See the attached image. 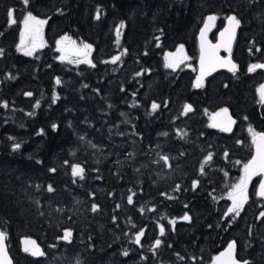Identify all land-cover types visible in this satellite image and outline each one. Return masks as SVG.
<instances>
[{
  "label": "trees",
  "instance_id": "trees-1",
  "mask_svg": "<svg viewBox=\"0 0 264 264\" xmlns=\"http://www.w3.org/2000/svg\"><path fill=\"white\" fill-rule=\"evenodd\" d=\"M29 12L45 23L42 44L25 55L18 40ZM209 13L212 39L229 14L240 20L237 67L197 88V34ZM63 37L91 45V63L60 57ZM181 45L189 64L166 67V52ZM0 50V228L13 264H213L232 238L238 258L264 264L258 177L239 215H225L251 131L264 130V70L249 71L264 59V0H0ZM226 107L230 132L210 124ZM24 235L43 256L22 249Z\"/></svg>",
  "mask_w": 264,
  "mask_h": 264
},
{
  "label": "snow or ice",
  "instance_id": "snow-or-ice-1",
  "mask_svg": "<svg viewBox=\"0 0 264 264\" xmlns=\"http://www.w3.org/2000/svg\"><path fill=\"white\" fill-rule=\"evenodd\" d=\"M24 4L27 5L29 3V0H23ZM13 11L12 9H9L8 12V16L10 19V22H14V15H13ZM97 19H99V13L97 14ZM216 19L215 16H208L206 18L205 21V27L201 29V37L203 38V35L208 27L209 22H213ZM228 22H229V26L228 28L225 29V32L221 33V36L223 37L225 35V33H227L228 39L226 41V46L229 47L231 46V40L235 35V30L236 28L240 25V20L237 19L236 16H229L228 18ZM45 23V21L43 20H38L35 16L32 15L31 12H29L25 18H24V24H25V31L27 32L28 35L35 37L36 35L39 34L40 30H41V26ZM123 27V22H121V24L119 26H117V33L119 34V30L120 28ZM24 32L21 33L22 36V40H21V45H23V36H24ZM59 43V42H58ZM21 45H18V48L21 47ZM220 45H217L215 47H219ZM26 50H25V55H32L33 51L35 50L36 44L33 42L31 44V46H25ZM183 49V45L179 46V48L177 49L178 52L182 51ZM91 50V45L89 44H84L82 48L77 49L76 50V55L78 57H84L85 59L83 61L77 60V62H86V63H91V61L87 60V56L89 54ZM249 51L251 52L252 49H249ZM256 51H260V48L257 47ZM0 52H2V50H0ZM120 59V56H113L111 58V62L115 63ZM219 63L221 67H225L228 66L229 64H231V69H235L236 65L232 64L230 60H225V61H221L219 57L215 56V52L213 51L211 53V55L206 56L204 53V49L202 46V54H201V58H200V65H201V75L200 77L197 78V82L195 83V87L199 88L202 86V79L203 76L207 74V72L205 71V65L206 63L211 65L212 63ZM181 63V60L179 58H174L172 60V62H169L166 64V67L172 68L175 70L176 67L179 66V64ZM256 68H264V64H255V65H251L249 67V71H253ZM136 75H140V73H137ZM60 80L59 78H57L56 83L60 84ZM260 92L261 95V101L264 102V85H261L260 89L258 90ZM26 96H31L32 93L31 92H26L25 93ZM56 99V97H54V100ZM5 107L7 106L6 103L4 105ZM38 106V103H37ZM159 107V105H157L155 102H153L152 104V109L156 110ZM191 111V105L185 104L184 105V113L186 114L187 112ZM222 113H227V109H221ZM216 116H219L220 113H216ZM232 123V121L228 120V122L224 125L223 130L224 131H228L229 129V125ZM217 124H213L212 127H217ZM53 128L56 127V125L52 126ZM260 139H261V143L257 144V156H254L253 159L251 161L248 162V164H246L244 166L245 168V173L246 175L244 177H242L241 179V183L239 185H237V189L240 190L241 195L238 197L236 196H230V198L232 199V206L228 208V211L225 213V215H228L229 213H235L236 215H239L241 208L243 207L244 202L246 201L247 197L243 195V188L246 186V182L247 179H249L251 177V175L255 174V171L257 169H259L260 171L264 172V134L260 135ZM254 143L256 142L255 139L253 141ZM20 147L19 144H14L13 148L14 149H18ZM227 155V153H226ZM212 154L209 153L208 157L205 158L204 163H207V161L209 159H211ZM161 159L164 161L165 164L169 163V157L167 156H163L161 157ZM67 163V162H66ZM51 171H55V169H51ZM201 172H203V165L201 166ZM72 175L75 176H80L81 178H83V169L79 166V165H72ZM197 181H193V188L196 187L197 185ZM48 191H54V189L52 188L51 185H49L48 187ZM260 196H264V182L261 183L260 186V191L258 193ZM128 202L131 204L133 202V196L130 195L128 197ZM93 211L96 210V205L94 204L93 206ZM264 217V211L260 212L259 216L257 217V219H260ZM184 220H189V216L187 214H185V216L182 218ZM163 227L161 226V234H163ZM142 235V231L141 233H138L136 236V241L139 243L140 241V236ZM72 236V233L70 230H65L63 236L61 237V239L65 240V241H70ZM4 241H5V233L0 232V264H11V261L7 258V253L5 250V246H4ZM26 244H31L33 245V249H31V254L33 256H43L44 252H42L38 246H35V242L34 241H25ZM161 244V241L159 239H157L155 241V244L153 245L154 248L158 247ZM234 244L230 243L228 246V255L229 258L231 259L232 256V250H233ZM24 251L28 252L30 251V249L28 247H25ZM127 253H125L126 255ZM221 255H224V253H222ZM77 264H79V262H77ZM232 264H236V262L233 260ZM243 264H248V261H244Z\"/></svg>",
  "mask_w": 264,
  "mask_h": 264
},
{
  "label": "water",
  "instance_id": "water-1",
  "mask_svg": "<svg viewBox=\"0 0 264 264\" xmlns=\"http://www.w3.org/2000/svg\"><path fill=\"white\" fill-rule=\"evenodd\" d=\"M233 15L234 14L231 13L227 16V18L229 16H233ZM208 16H215L216 17L215 13L207 14L202 25L200 26V28L198 30V34H197V41H198V58L197 59H198V63L200 64V58H201L202 46H203L204 53L206 56L211 55V53L214 51L215 56L219 57L221 61L230 60L232 64L236 65V62L233 60V58L231 56V51H232V46H233V43H234V40L236 37L238 27L235 30V35L231 40V46L229 49V47L226 46V41L228 39L227 33H225V35L223 37L221 36V33L225 32V29L228 28V26H229V22H228L227 18L224 20L222 27L216 32V37L214 40L210 38V32L215 27L217 17L213 22H209L208 27H207L204 35H203V38L201 37V29L205 27V21H206V18ZM217 45H220V46L215 47ZM259 64H264V59ZM219 69H227V70L233 71V69H231V64H229L228 66H225V67H221L219 63L214 62L211 65L206 63L205 71L207 72V74L204 75V77L212 74L213 72H215ZM262 69L264 70V68H262ZM200 72H201V65H200ZM262 85H264V80H263ZM224 109H227V113L220 112L219 116H215L212 119L211 125L217 124L218 126L216 128L221 130V131H224L223 127L228 122V120L230 118V120L232 121V123L229 125L230 130L224 131V132H230L232 130L234 124H235V117L232 115L229 108H224ZM261 134H264V130L258 131L254 134L253 141L255 139L256 142L254 143L252 141V153H251V156L248 158L246 164H248V162L251 161L254 156L258 155L257 144L261 143V139H260ZM259 173H264V172L257 169L255 171V174L251 175V177L249 179H247L246 183H248L256 174H259ZM0 232L5 233L2 229H0ZM28 240L34 241L35 246H38V248L43 252V248L38 243V241L34 237L26 236V235L20 237V244H21V247L23 250L25 249V247H28L30 249L29 253H31V249H33L34 246L31 244H26L25 241H28ZM230 243L234 244L231 259L229 258V255L227 252L228 246ZM4 246H5V250L7 253V258L11 261V264H13L12 256L10 255V252L8 250V245H7V241H6V234H5ZM222 253H224V255H221ZM236 253H237V243H236V240L234 238H232V239L228 240L227 243L217 253H215V255L213 256V263L214 264H232V261L234 260L236 262V264H243L244 261H247V259L238 258Z\"/></svg>",
  "mask_w": 264,
  "mask_h": 264
},
{
  "label": "rangeland",
  "instance_id": "rangeland-1",
  "mask_svg": "<svg viewBox=\"0 0 264 264\" xmlns=\"http://www.w3.org/2000/svg\"><path fill=\"white\" fill-rule=\"evenodd\" d=\"M27 14L28 13H23V15H22V17L20 19V35H19V40H18V45H21V40H22L21 33L24 32L25 33L24 36H23V42L24 43L20 47V50L24 51V52L26 50L25 46H31V44L34 42L36 44V47H35V49H36L37 47H39L42 44V41H43V25L41 26V30H40L39 34L36 35L35 37L28 35L27 32L25 31L24 18H25V16ZM37 19L38 20H42L40 18H37ZM58 42L59 43H57V49H58L60 57L66 59V60H70V61H75V60L76 61L77 60L83 61L85 59L82 56L78 57L76 55V50L82 48L84 44L78 42L77 40L75 41L73 39H68L66 37H63V38L59 39ZM178 48L179 47H177V49ZM177 49H175L173 51L166 52V54H165L166 61L169 63V62H172V60L174 58H179L181 60L180 64H184L185 66H187L189 64L188 56L185 54V51L183 49L180 52H178ZM181 53H183V55L180 57L179 55ZM87 60L90 61V52H89V54L87 56ZM198 77H200V73H199ZM202 81H203V79H202ZM216 113H219V110L217 112H214V114H212L211 118L215 117ZM254 133H255L254 131H251V138H253ZM244 176H245V173H244V170H243L242 177H244ZM241 179L239 181H237L236 183H234L228 190V198L230 199L231 206H232V199L230 198V196H236V197L239 198V196L241 195L240 190L237 189V187H236L237 185H239L241 183ZM262 182H264V175H260L259 176V179L257 181V187H256L257 195L259 196L261 202L264 204V196H260L258 194L259 191H260V186H261ZM245 188H246V186L243 188V195L248 198V195H247V193L245 191ZM246 201H247V199H246ZM244 204H243V206H244Z\"/></svg>",
  "mask_w": 264,
  "mask_h": 264
},
{
  "label": "flooded vegetation",
  "instance_id": "flooded-vegetation-1",
  "mask_svg": "<svg viewBox=\"0 0 264 264\" xmlns=\"http://www.w3.org/2000/svg\"><path fill=\"white\" fill-rule=\"evenodd\" d=\"M260 176V174L258 175V177Z\"/></svg>",
  "mask_w": 264,
  "mask_h": 264
}]
</instances>
